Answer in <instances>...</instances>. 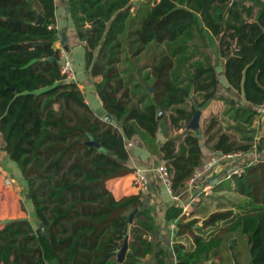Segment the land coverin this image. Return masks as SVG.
Returning <instances> with one entry per match:
<instances>
[{"label": "trees", "instance_id": "16d2710c", "mask_svg": "<svg viewBox=\"0 0 264 264\" xmlns=\"http://www.w3.org/2000/svg\"><path fill=\"white\" fill-rule=\"evenodd\" d=\"M68 9L85 49V69L116 119L98 117L77 83L61 74L55 0H0L2 149L22 172L39 224L34 229L21 219L1 229L0 258L15 255V264H138L152 255L157 264H168L169 249L149 238L159 227L142 195L116 199L107 186L132 171L127 140L139 136L151 154H163L176 194L202 163V139L223 155H263L214 187L240 200L228 198L230 204L202 220L188 219L174 202L165 218L177 222L175 264H223L221 252L234 233L246 239L249 264H264V136L254 126L264 115V0H68ZM207 30L218 39L229 84L248 105L218 94ZM212 99L227 105V126L213 115L197 130L188 128ZM164 123L174 133L160 145ZM18 225L31 235L19 237ZM127 235L129 249L120 263Z\"/></svg>", "mask_w": 264, "mask_h": 264}, {"label": "crops", "instance_id": "0c3cea01", "mask_svg": "<svg viewBox=\"0 0 264 264\" xmlns=\"http://www.w3.org/2000/svg\"><path fill=\"white\" fill-rule=\"evenodd\" d=\"M134 3H138L142 0H133ZM56 2V28L58 30L59 40L56 43V47L63 49L62 46V33L66 32L68 38V45L70 47L67 50L73 57L77 55L80 67H77L78 81L77 85L84 94V100L90 107V109L100 118H103L107 111L104 109L103 103L99 97V94L95 87L96 78L92 76L85 69V49L81 45L78 38L74 21L70 15L68 9V0H55ZM207 37L210 43V48L207 50L212 56L218 71L220 84L218 86V94L225 97H231L239 100L242 103L245 101L244 95L238 93L229 84L225 75V63L226 59L219 55V42L218 39L207 30ZM75 60V58H74ZM195 96V95H194ZM191 104H194V100H190ZM227 105L223 100L212 99L205 106L199 109L200 112V126H203L208 122L211 116H217L222 124L227 126V123L222 119L228 117L224 116V111ZM261 111V110H260ZM263 113V111H261ZM169 123L161 125L157 139L160 145H162L168 136L174 133L173 130H168ZM259 131V136H264V115H261L255 120V124ZM183 132V129L179 131ZM203 141V159L201 165L198 167L194 176L195 182L192 186L186 183L182 187L177 196L179 199L177 202L184 207L186 214L189 215L188 210L192 207V203L195 201H202V190L208 191L211 187L222 183L229 177V168L227 164H223L220 160V156L223 157L221 152H215L210 147L205 145V139ZM4 141L0 136V230L3 229L10 222L15 220H28L34 229L38 227V220L34 216V206L29 198L27 192L26 181L23 178L22 172L19 166L13 162L8 154L2 149ZM127 148L130 154V158L127 162L128 166L132 168L131 172L127 174L110 179L107 182L108 188L112 191L116 199H121L125 196L138 194L137 188L133 184L134 170L137 167L145 169H152L149 173L151 180L150 191L142 195V200L145 207H150L153 211L156 223L159 229L156 233L149 237L154 243L162 242L169 249L168 264L176 263V254L173 250L174 244V232L171 228V223L165 218L166 210L175 201L172 195L169 193L163 179L158 172L153 170L158 166L164 164L163 154L153 155L144 146L143 141L139 136H135L132 139L127 140ZM225 163V162H224ZM227 166V167H225ZM6 179L10 180V184H7ZM208 193V192H207ZM208 195V194H206ZM25 204L27 212L23 209ZM203 205V204H201ZM191 211V210H190ZM28 215V216H26ZM195 216H199L196 214ZM19 237L31 235V230L25 225H18L17 227ZM15 255L9 259L0 258V264H15ZM138 264H157V261L152 255L145 257Z\"/></svg>", "mask_w": 264, "mask_h": 264}, {"label": "rangeland", "instance_id": "374dc122", "mask_svg": "<svg viewBox=\"0 0 264 264\" xmlns=\"http://www.w3.org/2000/svg\"><path fill=\"white\" fill-rule=\"evenodd\" d=\"M75 58V62H74V67L77 73V67H80V62L79 59L77 57V55H74ZM78 78V75H77ZM230 135L233 137V139H238L240 138V135L235 132V131H231ZM263 157L262 154L260 153H253L251 155H243L242 157H236V158H224V157H219L220 160L223 162V164H227L228 168H229V174H233L236 172H241L243 169V165L245 163H248V161H256L258 158ZM225 162V163H224ZM225 166V167H227ZM7 180V179H6ZM8 184V183H7ZM233 186V185H232ZM208 192V193H207ZM208 194V195H206ZM217 194V195H216ZM221 194V195H220ZM224 194V195H223ZM201 199L202 201H195L194 203H192V207H190V210H188L187 212H189L190 216H187L188 219L190 218H200L201 220L207 216L209 213L219 209V207H222L224 205H227L230 200L232 199L233 201H237L238 199L240 200L241 197H239V195H237V193H230L228 191H223L220 193H215V189L214 188H210L208 191H204L202 190L201 192ZM223 195V197H221ZM228 197H225V196ZM210 196H214V197H210ZM220 196V197H219ZM177 202V201H175ZM203 204V205H201ZM230 204V203H229ZM23 209L27 212L25 204H23ZM193 214H198L199 216H191ZM28 216V215H26ZM187 241V243L189 245L190 241L189 240H185ZM235 244L234 248H230V243ZM234 251L236 254V257L234 255ZM222 257L224 259V263L223 264H235V261L239 260L241 263L240 264H249V260H250V253H249V247L248 244L246 242V239L239 233H234V234H230L229 236H227L226 238V243L224 244V248L221 252Z\"/></svg>", "mask_w": 264, "mask_h": 264}, {"label": "built area", "instance_id": "2783aa9c", "mask_svg": "<svg viewBox=\"0 0 264 264\" xmlns=\"http://www.w3.org/2000/svg\"><path fill=\"white\" fill-rule=\"evenodd\" d=\"M60 57H61V74L64 76V79L68 82H75L77 83L78 78H77V73L74 67V57L66 50V49H61L60 52ZM259 109L264 112V104L260 105ZM243 153L242 152H236V153H231V154H225L223 155L224 158H236V157H242ZM256 161H253L256 163ZM154 172H158L161 178L163 179L164 184L166 185L169 193L172 195L174 201H178L179 196H177L176 193L173 192L172 190V182L170 175L168 173L167 167L164 164L158 166L153 170ZM152 172V169H145L142 167H137L135 168L133 174V184L138 190V194L145 195L147 194L150 189H151V180H150V175L149 173ZM196 176H193L188 180V184L192 186L195 182ZM6 182L10 184V180L7 179ZM177 222H172L171 223V228L174 230L176 228Z\"/></svg>", "mask_w": 264, "mask_h": 264}, {"label": "water", "instance_id": "95a60500", "mask_svg": "<svg viewBox=\"0 0 264 264\" xmlns=\"http://www.w3.org/2000/svg\"><path fill=\"white\" fill-rule=\"evenodd\" d=\"M43 21H44L43 17H40V22L42 23ZM62 46L66 50L70 49V47L68 45V38H67L66 32L62 33ZM102 119L107 121V122H111L112 120L116 119V116L110 115L109 113H106ZM187 127L192 129V130H197L200 127V112L199 111L196 112L192 121L189 123V125ZM92 143H94L98 147L102 148L96 140H93ZM135 214H136V211L130 215V221H133ZM129 241H130L129 235H127L122 249L117 254V260L120 263L124 262V260H125L126 253L129 249Z\"/></svg>", "mask_w": 264, "mask_h": 264}]
</instances>
